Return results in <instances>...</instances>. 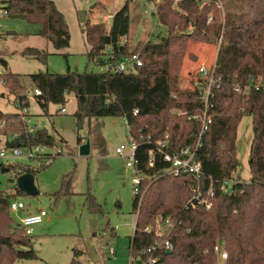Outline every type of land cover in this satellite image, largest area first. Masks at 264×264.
Wrapping results in <instances>:
<instances>
[{
    "label": "trees",
    "instance_id": "obj_1",
    "mask_svg": "<svg viewBox=\"0 0 264 264\" xmlns=\"http://www.w3.org/2000/svg\"><path fill=\"white\" fill-rule=\"evenodd\" d=\"M200 1L179 0L175 8L173 0L155 2L154 15L168 33L157 42L142 44L140 51L129 50L126 42L120 44L121 38L129 31L127 0L113 14L108 31L103 24L87 23L85 34L91 45L88 58L106 65L109 61L104 54L108 46L114 50L111 65L121 56L137 53L142 65L134 73H118L110 69L103 72L68 70L65 73L37 72L29 76L34 87L41 91V95L36 96V103L43 111H47L50 103L64 105L66 94H74L76 110L73 116L77 129L91 117L127 119L130 134L139 142L135 168L147 177L153 176L142 180L140 194L133 196L132 208L137 217L130 240L131 256H136L143 247L158 239L155 230L146 233L144 228L171 214L180 220H174L171 253L162 254L160 264H217L213 246L222 241L227 249V258L222 264H264V89L251 90L248 96L233 90L235 83L264 77V11L255 14L264 0H246V11L227 13L223 25L214 15L215 22L208 26L199 13L206 8L203 6L199 10ZM211 2L216 3V0ZM2 4L7 15L40 24L36 34L49 41L56 50L69 46L67 23L53 0H2ZM205 26L207 32L216 37L222 29V40L215 60L214 82L210 86L209 113L212 120L196 154L204 175L197 181L189 173L162 174L161 170L169 164L159 155L153 167L147 165V160L155 141L161 139L165 131L169 134L166 149L171 154L190 144L198 131V123L187 117L202 110V90L195 86L179 87L177 77H180L188 42L207 41L196 37ZM188 27L193 28L192 34L184 38L182 34H175L176 30ZM178 42L181 43V52L175 66L172 48ZM20 53L42 63L46 61V53L36 47H25ZM1 62L7 66L4 60ZM0 79L10 94L20 96L24 92L18 74L6 69L0 73ZM135 109L137 113L133 115ZM245 115L251 116L253 127L249 153L251 176L248 180L236 181L231 193L223 192L220 189L222 181L231 178L237 170L236 132ZM0 121L4 123L0 135L9 147L56 144L54 136L46 130L26 131L17 112L0 109ZM13 134L17 137L8 141ZM148 140L150 142H145ZM78 142L81 143L80 138ZM41 163L47 166L50 162ZM6 167L7 171L14 170L17 175L34 172L27 166ZM205 177H210L214 190L212 206L208 210L202 206L193 209L185 206L191 198V185L197 184L202 190L207 188L209 179ZM69 182L70 179L65 177L59 194L68 191ZM22 194L16 186L14 193L0 191V264H17L18 260L42 261L32 247V237L9 214L10 200ZM139 197L141 202L137 208ZM87 204L91 212H103L91 194L87 195ZM80 253L73 250L70 264H81L77 260Z\"/></svg>",
    "mask_w": 264,
    "mask_h": 264
},
{
    "label": "rangeland",
    "instance_id": "obj_2",
    "mask_svg": "<svg viewBox=\"0 0 264 264\" xmlns=\"http://www.w3.org/2000/svg\"><path fill=\"white\" fill-rule=\"evenodd\" d=\"M53 1L62 12L70 34L69 46L60 50H56L49 41L34 33L40 27L37 22L0 13V72L7 69L18 74L24 87L22 91L27 93L32 92L34 88L29 76L33 73L105 71V65L87 56L91 46L85 34L87 23L103 24L108 31L112 17L103 23L101 16L114 14L125 4V0ZM127 1L130 24L126 43L129 50L140 51L142 44L157 42L167 35V28L161 25L154 15L155 2L159 3L160 0ZM201 8L203 9L199 13L205 18V25L208 26L215 22L214 15H217L218 22L223 25L227 13L239 14L246 11L247 6L246 0H216V3L201 0L199 10ZM263 11L264 1L258 6L255 14ZM206 26L196 37L207 41L190 40L187 44L180 77H177V84L181 88L194 86L200 78L198 67L202 64L209 67L216 60L222 40V29L221 34L216 37L207 32ZM192 30V27H188L181 31L176 30L175 34H182L184 38L187 34H192ZM123 40L121 38L120 41ZM25 47L43 50L46 53L45 63L18 52ZM172 50L175 54V63H172L176 66L181 43H176ZM1 60L6 62V67ZM14 95L10 94L0 81V109L3 112H15L11 103ZM61 107L64 112L59 111ZM75 110L76 99L73 93L66 94L64 105L50 103L47 111H43L31 101L32 116L28 126L52 134L61 153L47 166H42L38 159L26 157L0 159V165H21L32 169L34 184L38 190L33 196H19L25 202L27 210L9 211L12 220L18 223L26 211L28 213L44 209L47 212L43 221L33 226L30 234L32 247L42 261L18 260L17 264H70L73 250L81 252L77 257L81 264H131L130 240L136 220V213L132 208L133 170L126 166L125 157L115 153L117 146L128 145L130 142L124 120L122 117H91L77 129L73 116ZM252 137V119L251 116L245 115L236 132L238 165L233 173L235 179L248 180L251 176L249 153ZM78 138L81 143L89 141L87 155L79 153L81 143ZM0 139L2 141L3 136L0 135ZM65 177L70 179L69 192L59 194ZM14 179V170L2 172L0 169V191L14 193ZM88 194L101 206L102 213L89 210ZM157 223L158 221L153 226H157ZM110 248L113 252H110ZM222 263L217 260V264Z\"/></svg>",
    "mask_w": 264,
    "mask_h": 264
},
{
    "label": "built area",
    "instance_id": "obj_3",
    "mask_svg": "<svg viewBox=\"0 0 264 264\" xmlns=\"http://www.w3.org/2000/svg\"><path fill=\"white\" fill-rule=\"evenodd\" d=\"M178 0H173V3H176ZM3 12V13H2ZM0 13L7 14L6 9L2 4V0H0ZM113 14L103 15L101 16V21L104 23L108 18L112 17ZM123 41H120V44H124L126 40V36L123 37ZM104 58L109 61L106 63V69H110L112 71H116L118 73H134L137 68L142 65V61L137 53L131 55H124L118 58L114 65H111L110 60L114 58V50L112 46H108L106 48ZM214 69L215 62L207 67L204 64L198 67V74L200 78H204L205 81H197L194 86L198 89L202 90L200 95V101L203 102L202 110L199 113L194 115H190L187 118L191 119L198 123V131L193 139V141L182 147L178 152L171 154L167 151V142L169 134L167 131L163 133L161 139L155 141L154 149L149 151L147 165L149 167H153L155 164L156 156L159 155L163 162H167L169 165L165 169L161 170L162 174H173L178 175L181 173H189L194 176V178L198 181L199 178L204 175L201 169L200 162L196 159V154L198 149L202 145V137L207 130L209 124L211 123V114L209 113V97H210V86L214 82ZM3 83L2 80H0ZM264 89V77H253L250 78L246 83H235L233 85V90L237 94L242 96H248L251 90H261ZM22 95H14L11 100L12 106L14 107V111L20 116L26 131L33 133L34 127H29L28 123L31 121L32 114L30 113L31 101L36 103V96L41 95V91L34 87L32 92H23ZM60 112H64V108L61 107ZM137 110H133L132 114L135 115ZM125 123V128L127 130V134L129 136V144H120L116 147L115 153L119 156H123L127 159L126 166L130 167L133 170L132 176V185H133V196L140 194V183L142 180L146 178L150 179L153 176H148L140 172L135 168L136 164V149L138 146V141L130 134L129 124L127 119L123 118ZM4 125L3 122H0V128ZM17 137L16 134L10 135L7 140L12 141ZM145 142H150L145 141ZM61 153L60 148L55 144L53 146H48L45 144L36 145V146H7L6 140L3 139L0 141V159L2 158H13V157H26L30 159H38L40 162H44L45 164L49 163L51 158L59 155ZM7 166V165H4ZM234 173V172H233ZM229 179H224L220 186L221 191L227 192L228 187L238 181L233 177ZM19 175L15 173V186H16V178ZM12 177V175H11ZM209 179V184L205 190H202L201 186L197 184H193L190 186L191 190V198L186 202L185 206L189 208H195L197 206H202L204 209L208 210L212 206V198L214 196V190L212 183L210 181V177H205V179ZM233 191V189H232ZM8 194V193H5ZM141 202V197L138 200V207ZM9 210L13 212H23L26 209L25 202L20 199V197L13 198L9 202ZM138 211V210H137ZM47 215L46 210L38 209L34 212H28L20 218L19 224L25 230V233L30 235L32 233V228L34 225L39 224L43 221L44 217ZM137 217V213H136ZM174 220H180L178 218H174L171 214H167L163 218H161L157 226L148 225L144 228V232L151 233L155 230L158 239L156 238L153 243L148 246L143 247L136 256H131V261L133 264H160L162 254L167 251H171L172 243L170 241V236L175 229L176 222ZM135 227V223H134ZM224 242H216L213 246V252L218 261H224L227 258V251L224 247ZM110 252H113V249L110 248Z\"/></svg>",
    "mask_w": 264,
    "mask_h": 264
},
{
    "label": "water",
    "instance_id": "obj_4",
    "mask_svg": "<svg viewBox=\"0 0 264 264\" xmlns=\"http://www.w3.org/2000/svg\"><path fill=\"white\" fill-rule=\"evenodd\" d=\"M79 153L81 155H87L89 153V141L88 140L85 142H82L79 145ZM1 171L2 172L7 171V167L2 166ZM16 187L26 195L33 196L38 193L37 187L34 184V175L30 172L20 174L16 178ZM232 189H233L232 186L228 187L227 193H231ZM166 253L169 254L171 253V251L169 250Z\"/></svg>",
    "mask_w": 264,
    "mask_h": 264
},
{
    "label": "crops",
    "instance_id": "obj_5",
    "mask_svg": "<svg viewBox=\"0 0 264 264\" xmlns=\"http://www.w3.org/2000/svg\"><path fill=\"white\" fill-rule=\"evenodd\" d=\"M38 29H39V28H38ZM38 29H36V30H38ZM35 32H37V31H34V33H35ZM35 34H36V33H35ZM0 36H1V34H0ZM2 36H3V35H2ZM21 50H22V49H21ZM21 50H19L18 52H20ZM0 73H1V72H0ZM32 102H34V101H32ZM34 105L37 106V103L34 102ZM59 110H60V109H59ZM56 112H57V111H56Z\"/></svg>",
    "mask_w": 264,
    "mask_h": 264
}]
</instances>
